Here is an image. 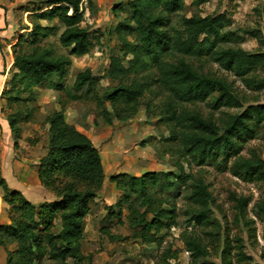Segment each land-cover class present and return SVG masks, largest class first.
Wrapping results in <instances>:
<instances>
[{"label": "rangeland", "instance_id": "rangeland-1", "mask_svg": "<svg viewBox=\"0 0 264 264\" xmlns=\"http://www.w3.org/2000/svg\"><path fill=\"white\" fill-rule=\"evenodd\" d=\"M128 1L94 0L90 9L84 4L80 26L87 30L92 43L90 51L82 56H70L71 65L64 77L51 75L46 85L22 95L24 101L10 106L6 100L1 103V117L4 118V113L16 116L19 140L15 147L10 131L12 142H1L0 178L10 189L19 190L35 206L36 213L41 205L56 200L40 185L37 169L39 159L48 149L45 118L55 111H62L69 124L90 138L103 163V185L83 219L80 241V250L91 258L90 264H162L165 254L176 255L168 260L170 264H192L191 254L181 241V233L185 230L195 231L208 248L209 255L200 258L198 264H222V253L227 246L229 260L235 264L239 240L252 263L264 264V216L253 208L254 201L264 199V170L251 180L230 173L235 157L256 155L264 160V0H207L198 6L186 0L184 10L172 16L170 23L176 29H182V19L193 14L222 16L225 21L221 32L231 35L228 40L219 41L217 47L242 49L261 56L243 76L224 69L207 56L186 59L198 72L226 82L237 103L214 108L213 100L218 95L214 91L213 98L184 103L183 110L198 112L219 129H223L231 117L243 116L251 129V132L240 129V135L232 133L235 148L227 153L218 151L201 164L184 151L181 157V146L171 137L169 121L163 111L166 95L157 86L153 73L130 74L123 79L110 78L107 73L110 57L121 55L117 28L131 23V11L126 6ZM24 4L23 10L27 13L22 15L23 26L30 24V10L42 7L35 1ZM27 32L23 33L26 39L29 38ZM206 38L213 40V36ZM46 43L57 51L69 52L68 49L58 50L56 37L48 38ZM124 65H127L126 61ZM85 69H90L91 81L75 90L72 86L75 75ZM131 83L143 88V95L136 102L128 100L124 93L112 99L108 97L117 88H127ZM256 106L260 107L261 123L255 125L252 108ZM181 173L192 178L180 182L177 176ZM118 174L119 177L110 179ZM141 176H145L143 184L132 179ZM197 179L202 180L211 194L209 216L214 224L212 227L220 225L218 236L211 227L197 228L190 221L194 212L190 196ZM25 189L29 192L25 193ZM38 195L39 199H34ZM146 195L159 198L165 210L171 206L175 208L176 225L161 229L158 235L162 237V243L158 246L144 245L132 238L136 227L130 223L137 217L133 210H143L138 204ZM234 197L250 200L243 219H235ZM9 210L0 188V264H7L8 254H12L13 262L18 258L14 254L18 245L5 234L6 228L12 226ZM59 230L60 223L55 221L51 232L57 234ZM111 236L121 239L111 240ZM46 263L48 261L44 259L42 264ZM67 264L71 261L67 260Z\"/></svg>", "mask_w": 264, "mask_h": 264}, {"label": "trees", "instance_id": "trees-1", "mask_svg": "<svg viewBox=\"0 0 264 264\" xmlns=\"http://www.w3.org/2000/svg\"><path fill=\"white\" fill-rule=\"evenodd\" d=\"M32 1L42 7L32 8L28 15L30 24L22 26L28 31L29 38L20 34L11 46L12 69L0 94V99L6 100L9 106L24 101L22 95L30 94L33 88L46 85L51 75L64 77L71 65L70 56L85 55L92 48L87 30L80 23L84 4L90 9L94 0H31L28 3ZM185 1L129 0L126 6L131 11V23L117 28L121 55L110 57L107 73L113 79H123L130 74L153 73L157 86L165 92L163 111L169 121L171 137L181 146V157L184 151L201 164L218 151H232L236 146L232 133L240 135V129L247 132H251V129L243 116L231 117L225 127L219 129L198 112L186 113L183 110L184 103L203 102L213 98L214 91L218 92L213 100L214 108L237 103L226 82L198 72L186 59L207 56L224 69L243 76L261 56L242 49L217 47L219 41L228 40L231 35L221 32L225 21L222 16L202 17L193 14L182 19V29L174 28L170 23L172 16L184 10ZM189 1L191 5L198 6L207 0ZM201 36L204 37L200 40ZM207 36H213V40L209 41ZM50 37H56L58 50L68 49V54L47 44L46 40ZM127 57L130 59L126 60ZM124 61L127 65H124ZM90 81V69H85L75 75L72 86L80 90ZM119 93L126 94L128 100L136 102L143 95V88L131 83L127 88H117L108 97L115 98ZM252 110L255 125L261 123L260 107L256 106ZM4 114L16 147L19 140L16 116ZM45 120L48 124V149L38 161L37 175L40 185L52 193L56 200L41 205L36 213L35 206L19 190L10 189L0 178L3 200L10 206L9 219L12 224L6 228L5 234L18 245L14 252L17 260L13 262L12 254H8L7 264H42L44 259L48 261L46 264H67V260L71 264H90L91 258L80 250V241L83 219L105 178L102 158L90 138L67 122L64 112L55 111ZM262 129L264 131V124ZM262 170L264 160L256 155L249 158L235 157L230 166L231 175L243 180L260 176ZM191 178L182 173L177 176L180 182ZM132 179L143 184L145 176ZM194 181L196 184L190 196L194 212L190 221L197 228L211 227L218 236L220 225L212 227L214 224L209 216L211 194L201 179ZM233 199L235 219H243L250 200L245 197ZM161 202L152 195L141 198L138 208L143 210H133L137 217L130 223L136 227L132 232L133 239L144 245L158 246L162 243V237L158 235L161 229L176 225L174 206L165 210ZM253 208L264 216V199L254 201ZM55 221L60 223L57 234L51 232ZM38 227L41 228L37 230ZM110 239L121 238L111 236ZM181 241L191 254L192 264H198L200 258L209 255L205 242L195 231H183ZM236 249L235 264H255L242 250L240 240ZM229 256L230 249L227 246L222 253L221 263L231 264ZM170 258H176V255L169 257L165 254L162 264H170Z\"/></svg>", "mask_w": 264, "mask_h": 264}, {"label": "crops", "instance_id": "crops-1", "mask_svg": "<svg viewBox=\"0 0 264 264\" xmlns=\"http://www.w3.org/2000/svg\"><path fill=\"white\" fill-rule=\"evenodd\" d=\"M25 1L28 3L31 0H0V94L5 80L12 69L11 46L16 42L18 35L27 31L26 29H22L23 25H21L23 23L21 21L22 15L27 13L23 10ZM1 103H3V100L0 99V105ZM1 142H12L5 116L4 118L0 116V144ZM23 191L25 193L29 192L27 189ZM39 196H35L34 199H37Z\"/></svg>", "mask_w": 264, "mask_h": 264}]
</instances>
